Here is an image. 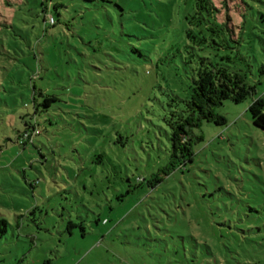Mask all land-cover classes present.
Returning a JSON list of instances; mask_svg holds the SVG:
<instances>
[{
	"label": "rangeland",
	"instance_id": "1",
	"mask_svg": "<svg viewBox=\"0 0 264 264\" xmlns=\"http://www.w3.org/2000/svg\"><path fill=\"white\" fill-rule=\"evenodd\" d=\"M237 1L243 10L220 15L231 30L213 33L229 43L199 53L224 56L264 97V0ZM205 3L0 0V264H264V131L249 100L212 107L227 124L202 120L188 169L162 189L108 179L113 164L132 177L166 165L167 147L136 116L154 117L151 92L168 112L187 109L189 33L209 36ZM28 122L41 134L24 144ZM124 126L131 142L119 147Z\"/></svg>",
	"mask_w": 264,
	"mask_h": 264
},
{
	"label": "trees",
	"instance_id": "2",
	"mask_svg": "<svg viewBox=\"0 0 264 264\" xmlns=\"http://www.w3.org/2000/svg\"><path fill=\"white\" fill-rule=\"evenodd\" d=\"M86 1L91 3L96 0ZM233 1L234 0H223L217 5V2L215 1L212 2V0H206V5H203V8H206L208 15H205L201 11L198 12V14L200 13L201 18L205 21V28H207L209 36H201L198 34L202 32L201 30L197 33L196 31H193V34L189 33V36H192L193 39L197 38L198 40H193L194 44L189 45L193 49L190 55V60L191 62L196 60L197 66L193 69L194 75L192 78V88L194 89V93L192 94V98L187 100V109H180L178 111L172 109L171 112H168V106L170 105L168 104V106H166V103H163V99L160 98V96L151 92L146 99L153 100L155 103L151 106V109L149 107L146 108L148 111L152 112L154 117H147L145 113L136 116V118H140L139 120H136L137 127H140L141 129L143 128L145 130L144 134L153 132L157 135L158 133L159 140L167 147L166 154H168V161L166 165L161 166L159 171L152 174L150 177L144 175L132 177L131 175L121 174V168H119L120 170L118 171L117 165L113 164L109 167V170L113 171L114 174L109 175L108 179L113 178L119 181L118 179L120 178L121 181H128L129 187L130 184L133 183L132 180H134V188L146 186L148 191H158L159 189H162L168 177L176 172L184 171L183 173H185L188 169V164L192 162V156L194 153L193 144L196 140L201 138V136L194 133V128L199 126L202 120L213 121L220 125L227 124V119L223 115L215 114L212 111V107L222 105L226 100H231L235 103L249 100L248 111L250 112L251 121L256 127L264 131V97L258 93L257 86L246 82L245 78L237 72L229 73L227 69L222 66V63L217 60L218 57L225 58L224 56L216 54L215 56L207 57L199 53L201 50L211 49L212 47L209 46V44L212 45V43H214L219 47H225L224 42L229 43V38L221 40L222 43H220L213 36V33L222 35L226 33V27L229 28V30L233 27L234 24L232 23L229 14H226L227 17H225L226 15L220 17L224 9L230 10V5L235 4L234 9L243 10L238 1L236 2L235 0V3H232ZM242 1L249 5L247 1ZM50 17H52L55 22L54 16L52 14L49 15L46 10L44 18L45 23L50 22V24H53ZM198 22L202 25V29H204L203 22ZM232 40H234V38H232ZM234 41L238 42L237 40ZM216 50H218V48ZM126 97L127 96L123 95V100L118 104L119 107L123 108L125 106L127 102L124 101V98ZM56 99V97L48 96L45 99L44 104L50 106V103L56 101ZM129 117L134 116H128V118ZM122 118V120L126 119L125 117ZM144 119H146L148 124L144 123ZM115 132L114 141L118 143L119 147H121V145L126 146V144L131 142V133L126 132L125 126L123 127V130H121V127L118 130L115 128ZM39 134H41L39 124L28 122L27 127L23 131H19V139L20 141H23L24 144L34 143L35 137ZM164 139L167 140L166 143ZM169 150L171 151L170 153ZM130 191L131 189H128V192L125 194L123 191L121 194L117 195L119 200H121V198L127 193H130ZM100 220L101 219L98 218L97 222ZM102 221L103 223H107L109 220L104 218ZM6 223L7 221L4 219L0 221V224L5 225L4 229L2 228V231H5ZM44 264H51V260H45Z\"/></svg>",
	"mask_w": 264,
	"mask_h": 264
},
{
	"label": "built area",
	"instance_id": "3",
	"mask_svg": "<svg viewBox=\"0 0 264 264\" xmlns=\"http://www.w3.org/2000/svg\"><path fill=\"white\" fill-rule=\"evenodd\" d=\"M50 20H51V22H54V20H53V18H52V17H50Z\"/></svg>",
	"mask_w": 264,
	"mask_h": 264
}]
</instances>
